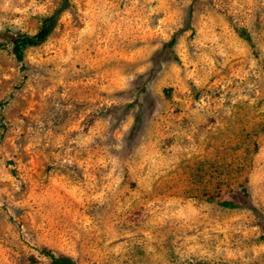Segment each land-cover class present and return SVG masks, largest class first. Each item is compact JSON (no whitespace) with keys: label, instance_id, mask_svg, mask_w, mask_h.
Here are the masks:
<instances>
[{"label":"rangeland","instance_id":"1","mask_svg":"<svg viewBox=\"0 0 264 264\" xmlns=\"http://www.w3.org/2000/svg\"><path fill=\"white\" fill-rule=\"evenodd\" d=\"M62 1L0 0V264H264V0H70L20 63Z\"/></svg>","mask_w":264,"mask_h":264},{"label":"trees","instance_id":"2","mask_svg":"<svg viewBox=\"0 0 264 264\" xmlns=\"http://www.w3.org/2000/svg\"><path fill=\"white\" fill-rule=\"evenodd\" d=\"M70 0H63L61 6L55 10L53 14L45 17L42 22L39 30L33 34H22L17 33L13 35L11 39V43L13 45V53L16 59L20 63H24L25 54L28 49L36 48L43 45L54 32L55 28L58 25V22L62 16V14L69 9ZM249 40V37H248ZM175 40H173L174 42ZM173 45V43H171ZM6 47V42L0 39V50H3ZM242 203L248 207L253 208L251 203L248 201L242 200ZM221 206L233 209L236 207L231 202H223ZM46 256L50 259V264H77L75 259L69 255H55L51 252H47ZM199 264H210V263H199Z\"/></svg>","mask_w":264,"mask_h":264}]
</instances>
